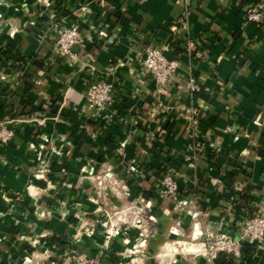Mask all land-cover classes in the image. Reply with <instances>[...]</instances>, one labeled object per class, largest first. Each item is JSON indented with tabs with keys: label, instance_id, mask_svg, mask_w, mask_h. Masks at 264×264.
I'll return each instance as SVG.
<instances>
[{
	"label": "crops",
	"instance_id": "0c3cea01",
	"mask_svg": "<svg viewBox=\"0 0 264 264\" xmlns=\"http://www.w3.org/2000/svg\"><path fill=\"white\" fill-rule=\"evenodd\" d=\"M253 7L261 22L249 20ZM55 22L79 24L85 46L76 58L57 49ZM0 44L20 55L2 62L18 85L0 95L1 115L17 127L0 144V264H55L71 243L104 264H213L181 253L150 260L175 246L140 248L137 229L106 245L93 179L109 165L129 177L130 200H152L160 230L151 239L193 235L199 247L207 230L236 239L243 220L264 212V0H0ZM148 45L179 62L161 92L142 64ZM192 76L200 92L189 91ZM103 80L114 84L105 119L86 99ZM170 169L185 207L153 198ZM238 264H264V244L246 243Z\"/></svg>",
	"mask_w": 264,
	"mask_h": 264
},
{
	"label": "rangeland",
	"instance_id": "374dc122",
	"mask_svg": "<svg viewBox=\"0 0 264 264\" xmlns=\"http://www.w3.org/2000/svg\"><path fill=\"white\" fill-rule=\"evenodd\" d=\"M20 56L18 54V50L15 51H10L9 47H5L4 45L0 44V68L1 74H0V95L3 97L1 94L2 92H7L9 89H11V86H17L18 80H16L14 77H8L6 74L7 72H10L6 70V68H9L8 65L3 64L2 62H7V57L6 56ZM6 59V61H5ZM11 73V72H10ZM14 90V89H13ZM0 101H2L0 99ZM0 107V135L3 134L5 130H12L14 131V135L12 138L7 141L3 142L0 139V144L6 145L10 144L11 140L14 138L17 132V127L11 124V119L6 115L2 116L1 113H6V111H3ZM115 147H119V145H116ZM121 148L125 147L121 146ZM46 148L45 145H42V149ZM44 167L47 165L45 163ZM47 168V167H46ZM45 168V169H46ZM48 170V169H46ZM41 173V172H39ZM166 173H170L171 175H174L175 173L172 172V170H167V172L162 174L161 182L160 184L156 187L154 190L155 195L153 198L158 199V200H167L171 202V204H174V208H177L178 206H186L183 204L185 202L184 200L180 199V192H179V186L178 190L176 193L168 194L166 195L165 193L163 194V190L165 189L164 184H163V176ZM129 177L127 176H121L120 173L114 171V168L111 167L110 165L108 168L100 173L99 175L95 176L93 179L94 186H95V195L96 199L100 200L102 202V206H100L97 209V212L104 213L106 214L108 220L106 222V245H111L113 241V237L120 234V232H124V234L129 233L133 229L139 230V237L136 240V244L140 246V248H145L149 244L151 246H155L156 249L158 247L159 250H162L165 248L166 243L172 244L174 247H172V251L168 252L165 251L162 253V251H154L153 253H148L150 256V260H161L163 255L167 259H175V257L178 255V253L186 255L189 259L194 258L196 256H203L207 259V261L211 262L209 260V256L204 254V250L202 249L203 243L206 242V234L212 232V230H207L204 231V240H200L202 244L199 245V247L195 244L198 243L199 240H195L193 235L191 237H186V238H180L177 236V238H171L170 240L164 239V237H154L152 238V234H157V231L160 230V227L158 226V219L155 217V220H150L149 216L152 215L149 207L147 204L150 206L152 200H147L145 196H141L140 198L137 199H132L130 200V197L132 195L131 188L129 187L128 184ZM177 182V181H176ZM178 184V183H177ZM61 193V192H60ZM119 200L121 203L118 201L115 202L113 200ZM152 207V206H151ZM150 207V208H151ZM151 217V216H150ZM172 223V222H171ZM193 225V224H192ZM173 229V228H171ZM162 230V229H161ZM126 232V233H125ZM214 237L212 240H216V237L219 236L221 233H214ZM152 240V242H151ZM182 241V242H180ZM183 241H188L187 243H193L194 245L197 246L195 249H189L186 247V244L183 243ZM79 244V243H78ZM130 242H128V245ZM79 245L76 243H71L70 246H68V249L64 252L63 255L59 256L58 259H56L55 264H104L103 263V258L100 256H97V254H90L86 253L84 251L79 252ZM153 250H155L153 248ZM171 250V249H170ZM199 250V251H198ZM105 255V253H104ZM113 253H111V258L113 257ZM73 256H76L79 260L73 259ZM128 258L131 256V252L128 251L127 255ZM1 255H0V261H1ZM70 258H72V261H70ZM83 258V259H82ZM82 260V261H81ZM113 260L115 262L111 261L112 264H120V259L118 257H113ZM65 261L70 262V263H64ZM109 260L105 261L107 263ZM84 262V263H83Z\"/></svg>",
	"mask_w": 264,
	"mask_h": 264
},
{
	"label": "built area",
	"instance_id": "2783aa9c",
	"mask_svg": "<svg viewBox=\"0 0 264 264\" xmlns=\"http://www.w3.org/2000/svg\"><path fill=\"white\" fill-rule=\"evenodd\" d=\"M184 1L189 2V0ZM248 17L252 22H261L263 13L258 8L253 7L250 9ZM54 26L58 30V37L56 40L57 49L62 54L67 55L72 59L76 58V53L74 52L73 47L76 45L80 46V48L85 46V38L79 24L55 22ZM194 48L195 44L191 42L189 44V49L194 50ZM142 55V64L145 72L152 77L158 85V91L161 92L162 88L175 77L179 68V62L176 59L167 57L161 48L151 45L144 47ZM188 88L191 93H196L201 90L200 84L193 76L189 78ZM86 99L88 107L96 112L98 116H101L104 119L109 118V115H103V113H105L108 107L114 102V84L107 80L92 82L87 90ZM115 113L117 112L115 111ZM194 113L197 114L196 111H194ZM196 117H190L193 124L197 123ZM255 123L259 126L263 125L261 115L255 119ZM13 135L14 131L5 130L3 134L0 135V139L3 142H7ZM124 145L125 143L122 144V146ZM163 184L165 187L162 191L163 194L165 193L168 195L176 193L178 190L176 179L174 175H171L170 173H166L163 176ZM186 203V201L183 202L184 205ZM197 235L203 236L204 233L203 231H199ZM214 235L213 232L207 233L205 236L206 242H204L202 246L204 254L209 256V260L212 263L219 252H227L240 259L243 254V246L246 243L258 242L264 244V212H260L252 218L248 217L243 220L242 228L236 239L225 233H221L216 237V240H212ZM73 259L78 260L76 256H73ZM70 261H72V258H70ZM64 263L70 262L65 261Z\"/></svg>",
	"mask_w": 264,
	"mask_h": 264
},
{
	"label": "trees",
	"instance_id": "16d2710c",
	"mask_svg": "<svg viewBox=\"0 0 264 264\" xmlns=\"http://www.w3.org/2000/svg\"><path fill=\"white\" fill-rule=\"evenodd\" d=\"M64 15H68V16L72 17L74 20H76V17L73 14H71L70 12H65ZM36 63H38V62H36ZM39 65H42V64H39ZM200 91H198V92H200ZM83 137H84V134L82 132L80 134L77 142H76V147L80 146V144L83 141ZM258 151H259V154L262 157H264V133L260 137L259 145H258ZM251 192H252V186L251 185H247L243 189V192L241 194V198L244 200L245 203L249 202L252 199ZM257 214H258V210L255 211L249 218H252V217L256 216ZM48 240L57 246H62L65 244V242L62 240V238L59 236H51ZM30 250H32V248ZM249 250L247 251V253H250ZM238 261H239L238 258H236L235 256H233L231 254H228L227 252H219L217 257L214 259L213 264H238Z\"/></svg>",
	"mask_w": 264,
	"mask_h": 264
},
{
	"label": "water",
	"instance_id": "95a60500",
	"mask_svg": "<svg viewBox=\"0 0 264 264\" xmlns=\"http://www.w3.org/2000/svg\"><path fill=\"white\" fill-rule=\"evenodd\" d=\"M73 50H74L75 52L79 53V52H80V46H78V45L74 46V47H73Z\"/></svg>",
	"mask_w": 264,
	"mask_h": 264
}]
</instances>
